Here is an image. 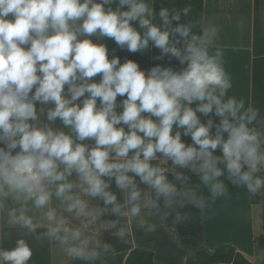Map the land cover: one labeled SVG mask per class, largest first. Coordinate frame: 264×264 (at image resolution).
Listing matches in <instances>:
<instances>
[{"label": "clouds", "instance_id": "clouds-1", "mask_svg": "<svg viewBox=\"0 0 264 264\" xmlns=\"http://www.w3.org/2000/svg\"><path fill=\"white\" fill-rule=\"evenodd\" d=\"M190 11L0 0V221L23 232L0 264H29L27 236L105 264V232L122 242L133 222L183 224L181 210L227 199L229 184L264 199V109L230 94L221 26L181 22ZM104 40L176 65L121 62Z\"/></svg>", "mask_w": 264, "mask_h": 264}, {"label": "crops", "instance_id": "crops-1", "mask_svg": "<svg viewBox=\"0 0 264 264\" xmlns=\"http://www.w3.org/2000/svg\"><path fill=\"white\" fill-rule=\"evenodd\" d=\"M153 6L157 11L160 7L172 10V0H153ZM203 21L221 26L217 43L224 50L225 69L232 77L230 94L244 99L246 104L264 109V0H204ZM102 42L110 52L116 49L115 54L121 62L130 58L142 68L155 64L176 65L175 60L168 58L155 60L154 57L159 55L155 48L145 53H129L117 49L113 41ZM190 175L191 183L198 182L195 174ZM181 211L190 213L188 221L176 225L171 217L167 220L158 217L161 224L156 223L157 230L153 233H145L133 222L122 242L111 233H103L102 238L115 248L110 258L115 260L117 254L141 249L153 254L154 264H186L193 249L204 247L213 251L227 245L253 264H264V199L261 197L258 205H252L250 194L229 184L227 199L217 200L204 211L191 208ZM22 235L21 230L0 221V247H12ZM25 239L33 248L29 264H68L72 261L46 241L35 236Z\"/></svg>", "mask_w": 264, "mask_h": 264}, {"label": "trees", "instance_id": "trees-1", "mask_svg": "<svg viewBox=\"0 0 264 264\" xmlns=\"http://www.w3.org/2000/svg\"><path fill=\"white\" fill-rule=\"evenodd\" d=\"M203 4L204 0H172V10L180 11L184 7L190 6L191 11L187 17L181 12V22L190 18H201L203 21ZM173 26H175V22ZM250 203L258 205L260 197L250 196ZM151 220L157 224H161L158 217H152ZM191 253L192 255L186 260V264H253L237 252L235 248L227 245L220 246L213 251L200 247L191 250ZM68 264H82V262L72 260ZM114 264H154L153 254L146 250L134 249L128 253L117 254Z\"/></svg>", "mask_w": 264, "mask_h": 264}, {"label": "rangeland", "instance_id": "rangeland-1", "mask_svg": "<svg viewBox=\"0 0 264 264\" xmlns=\"http://www.w3.org/2000/svg\"><path fill=\"white\" fill-rule=\"evenodd\" d=\"M105 264H114V259L113 258H110V256H108L105 259Z\"/></svg>", "mask_w": 264, "mask_h": 264}]
</instances>
